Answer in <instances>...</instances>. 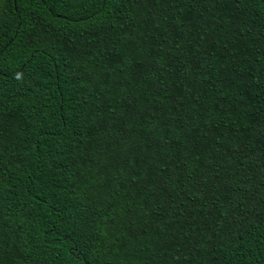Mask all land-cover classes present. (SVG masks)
I'll return each mask as SVG.
<instances>
[{"label":"trees","instance_id":"1","mask_svg":"<svg viewBox=\"0 0 264 264\" xmlns=\"http://www.w3.org/2000/svg\"><path fill=\"white\" fill-rule=\"evenodd\" d=\"M0 264H264V0H0Z\"/></svg>","mask_w":264,"mask_h":264}]
</instances>
